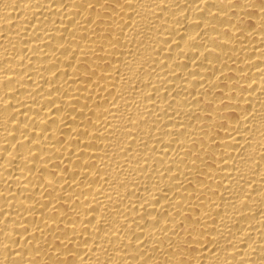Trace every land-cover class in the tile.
Here are the masks:
<instances>
[{
    "label": "bare ground",
    "instance_id": "1",
    "mask_svg": "<svg viewBox=\"0 0 264 264\" xmlns=\"http://www.w3.org/2000/svg\"><path fill=\"white\" fill-rule=\"evenodd\" d=\"M0 264H264V0H0Z\"/></svg>",
    "mask_w": 264,
    "mask_h": 264
}]
</instances>
